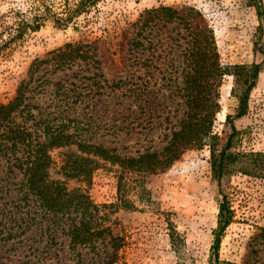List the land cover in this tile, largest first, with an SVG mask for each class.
I'll return each mask as SVG.
<instances>
[{
  "label": "rangeland",
  "instance_id": "1",
  "mask_svg": "<svg viewBox=\"0 0 264 264\" xmlns=\"http://www.w3.org/2000/svg\"><path fill=\"white\" fill-rule=\"evenodd\" d=\"M77 2L0 0V102L13 97L19 80L26 76L35 58H45L49 51L67 42H92L93 59L97 61L93 64L97 67L86 68L81 61V68L88 69L81 73L85 83L97 74L100 95L89 102L91 109L79 107L78 117L93 123L92 134L105 145L116 146L120 155L159 150L170 130L177 128L183 108L178 89L182 87V56L175 54L178 66L172 72L159 49L152 54L151 67L144 66L143 56L139 55L134 67L136 82L148 79L150 91H142L140 99L131 105L123 101L117 104L122 91L109 89L106 84L123 75L124 40L131 35V24L143 9L189 4L200 11L212 29L222 65L259 66L244 113L239 117L234 114L242 88L232 76H222L218 88L220 110L212 123V131L219 137L216 149L232 124L239 132L233 151L264 153V35L263 50L254 51L260 21L251 0H98L61 25L56 18L64 17ZM259 3L264 13V0ZM34 15L37 29H24L19 36L7 39L17 20L29 21ZM177 30L183 32L181 27L167 24L158 32L169 41L176 37ZM112 41L121 44L113 45ZM179 41L183 43L181 38ZM116 46L120 49L114 51ZM47 76L55 79L60 73ZM163 76H172V80ZM146 101L149 107L144 106ZM227 114L231 117L229 123ZM87 193L95 204L120 199L119 207L109 216L113 232L121 237L115 264H264V174L234 172L218 187L210 173L207 146L184 150L165 168L143 174L139 183L125 179L117 186L112 171L99 169L92 174ZM221 194L231 218L213 248ZM62 240L61 259L52 260L51 264H93L83 247L75 246L71 252L67 238ZM101 244L96 245L101 248Z\"/></svg>",
  "mask_w": 264,
  "mask_h": 264
},
{
  "label": "trees",
  "instance_id": "2",
  "mask_svg": "<svg viewBox=\"0 0 264 264\" xmlns=\"http://www.w3.org/2000/svg\"><path fill=\"white\" fill-rule=\"evenodd\" d=\"M96 1L78 0L64 17L56 19L65 24ZM251 1L260 21L254 51H262L264 13L259 0ZM33 20L35 15L29 21L17 20L7 39L19 36L24 29H37ZM167 24L181 27L183 32L177 30L176 37L170 36L173 38L169 41L160 37L158 30ZM131 27V35L124 40L123 75L106 86L122 91L117 104L123 101L131 105L140 99L142 91H150L148 79L136 82L134 67L139 55L143 56L142 64L151 67L152 54L159 49L172 72L178 66L175 54L182 56V87L178 89L183 108L177 128L170 130L165 144L157 151L120 155L116 146L105 145L92 134L93 123L78 117L77 109H91L89 102L100 95L97 74L85 83L81 73L88 70L81 68V61L86 68L97 67L93 64L97 63L93 59V43L67 42L49 51L45 58H35L26 76L19 80L13 97L0 102V264H51L50 261L61 259L62 237L67 238L71 252L81 246L90 253L88 260L93 264H115L121 237L113 232L109 216L119 207L120 199L95 204L87 193L92 174L99 169L112 171L117 186L125 179L139 183L143 174L165 168L184 150L207 146L210 173L218 187L234 172L264 174V153L233 151L239 132L232 124L219 149V137L212 131L214 116L220 110L218 88L222 76H232L242 88L234 114L239 117L244 113L258 64L222 65L212 29L200 11L189 4L143 9ZM117 48L120 49L116 46L114 51ZM47 73L60 76L53 79ZM163 78L172 80V76ZM231 92H235L234 86ZM144 106L149 107L148 101ZM134 107L138 105L134 103ZM225 118L229 123L231 117L227 114ZM225 199L221 194L213 248L231 218ZM99 242L101 248L96 245Z\"/></svg>",
  "mask_w": 264,
  "mask_h": 264
}]
</instances>
